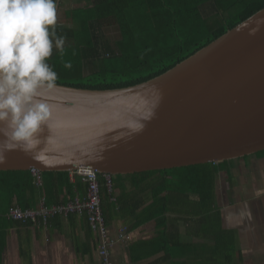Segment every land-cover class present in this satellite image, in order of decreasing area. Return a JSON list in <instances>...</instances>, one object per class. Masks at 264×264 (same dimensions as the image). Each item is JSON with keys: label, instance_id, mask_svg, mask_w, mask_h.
<instances>
[{"label": "water", "instance_id": "1", "mask_svg": "<svg viewBox=\"0 0 264 264\" xmlns=\"http://www.w3.org/2000/svg\"><path fill=\"white\" fill-rule=\"evenodd\" d=\"M40 98L51 110L39 134L44 159L9 151L0 171L82 168L112 178L262 152L264 8L148 81L107 90L56 84Z\"/></svg>", "mask_w": 264, "mask_h": 264}, {"label": "crops", "instance_id": "2", "mask_svg": "<svg viewBox=\"0 0 264 264\" xmlns=\"http://www.w3.org/2000/svg\"><path fill=\"white\" fill-rule=\"evenodd\" d=\"M152 5L151 0H57L56 32H95L105 53L107 45L114 48L122 39L115 13L126 20L133 36L143 35L153 29ZM159 9L163 13L165 8ZM202 11L214 13L212 5ZM147 22L152 28L138 31ZM114 33L118 38L110 40ZM56 52L54 48L52 56ZM68 177L70 189L54 190L58 197H50L48 204L38 191L42 182L35 183L36 205L27 209L42 202L47 207L83 202L86 183L71 172ZM161 179L159 175L149 178L145 183L149 187L137 194L135 180L113 177L109 190L101 195L109 234L115 237L125 226L130 235L113 248L114 264H264V197L254 195L264 187V151L220 165L214 180V204L204 214L196 210L197 197L189 196L193 209L182 204L177 213L165 214L166 220H145L153 209L152 186ZM124 200L128 203L121 205ZM139 200L143 205L131 213ZM96 242L85 213L55 216L45 225L41 220L33 225L10 221L6 214L0 217V264H101ZM219 246L224 252L219 253Z\"/></svg>", "mask_w": 264, "mask_h": 264}, {"label": "trees", "instance_id": "3", "mask_svg": "<svg viewBox=\"0 0 264 264\" xmlns=\"http://www.w3.org/2000/svg\"><path fill=\"white\" fill-rule=\"evenodd\" d=\"M151 2L153 5L150 7L154 10L152 31L133 36L126 20L121 14L115 13L122 39L114 48L107 45L103 49L105 53L101 51L99 38L96 37L95 32H75L74 35H72L74 32H62L58 35L65 41L70 40L71 43L64 44L63 55L57 51L51 58L50 64L53 69L61 75V78L64 77L60 80L58 76L56 84L82 89L107 90L148 81L171 69L227 30L264 8V0H225L223 2L151 0ZM207 5H212L213 14H203L202 9ZM118 7L121 8L116 5L117 9ZM160 7L165 8L162 10L163 13L160 12ZM217 13L223 14L220 16ZM157 36H163L166 45L160 43L152 47L151 42L148 41ZM201 38L205 39L201 40ZM69 61L72 64L70 70L63 66ZM71 78H77V80L69 82ZM222 163H207L116 177L135 180L133 186L138 194L149 187L145 184L148 183L149 178L161 176V181L152 186L153 209L145 220L163 221L166 220L165 214L169 211L177 213L182 204L193 209L194 204L188 200L189 196L197 197L198 213L204 214L209 210L214 204L215 175ZM68 174L69 172L42 173V188L39 187L38 191L45 197L47 204L50 197L55 200L58 197L57 193L54 194V190L70 189ZM98 182L101 196L109 189L103 175H99ZM36 187L34 177L29 170L0 171V217L5 214L7 217L9 208L14 204L23 210L34 207L36 194H38ZM13 198L16 200L15 203L12 201ZM127 203L124 200L121 205ZM143 203L139 200L132 206L133 209L131 207V213L139 209ZM217 216L220 221L219 214ZM105 221L107 224V219ZM219 247V253L224 252L221 251L223 247Z\"/></svg>", "mask_w": 264, "mask_h": 264}, {"label": "clouds", "instance_id": "4", "mask_svg": "<svg viewBox=\"0 0 264 264\" xmlns=\"http://www.w3.org/2000/svg\"><path fill=\"white\" fill-rule=\"evenodd\" d=\"M56 23L57 0H0V164L6 163V152L17 149L44 159L39 134L51 110L40 97L58 79L48 63L53 49L64 51ZM63 66L72 68L70 61ZM254 195L264 197V187Z\"/></svg>", "mask_w": 264, "mask_h": 264}, {"label": "built area", "instance_id": "5", "mask_svg": "<svg viewBox=\"0 0 264 264\" xmlns=\"http://www.w3.org/2000/svg\"><path fill=\"white\" fill-rule=\"evenodd\" d=\"M31 173L35 183L40 185L42 182V173L32 169ZM87 185V195L83 202L75 201L65 205H55L47 207L43 202L34 209H21L13 205L7 212V218L22 224H37L40 222L46 224L49 218L55 216H67L71 213H85L91 230L97 238L96 252L101 259V264H114L112 261L113 248L119 242H125L130 239L127 227H121L117 235L112 237L103 215L102 202L100 196L99 174L96 171L79 168L74 172ZM104 176V175H103ZM108 188L111 186V178L104 176Z\"/></svg>", "mask_w": 264, "mask_h": 264}, {"label": "rangeland", "instance_id": "6", "mask_svg": "<svg viewBox=\"0 0 264 264\" xmlns=\"http://www.w3.org/2000/svg\"><path fill=\"white\" fill-rule=\"evenodd\" d=\"M205 12H203V14H204ZM217 14H219L220 16H222V14L223 13H217ZM160 19V18H159ZM149 23H151V22H147V25L146 26H144L143 28H142V30H138V31H146V30H149V28H152V26L149 24ZM110 40H114V39H117L118 38V33H114V34H111L110 36ZM162 37V38H161ZM161 37H154V38H152V39H150V41H148V42H151V46L153 47H156V45L155 44H163V45H166V42L164 41V39H163V36H161ZM146 38V37H145ZM144 38V39H145ZM202 39H205V38H201V40ZM87 73V72H86ZM58 74V76H59V79L60 80H62V79H64V77L63 78H61L60 76L61 75H59V73H57ZM77 80V78H71V80L69 81V82H71V81H76ZM64 81V80H63ZM68 81V80H67ZM73 83V82H72ZM70 173V172H69ZM76 176H78V175H76ZM79 177V176H78ZM80 178V177H79ZM81 179V178H80ZM109 189V188H108Z\"/></svg>", "mask_w": 264, "mask_h": 264}]
</instances>
